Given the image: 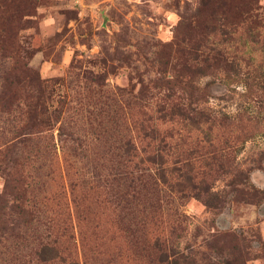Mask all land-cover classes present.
<instances>
[{
  "label": "rangeland",
  "instance_id": "374dc122",
  "mask_svg": "<svg viewBox=\"0 0 264 264\" xmlns=\"http://www.w3.org/2000/svg\"><path fill=\"white\" fill-rule=\"evenodd\" d=\"M204 1L32 0L31 14L17 24L14 58L0 63V90L16 92L21 108L9 116L0 104V264H64L36 256L42 241L53 243L61 257L66 248L80 262L84 255L86 264H146L143 236L136 232L137 239L131 238L123 210L110 199L117 189L111 174L115 146L124 138L141 139L143 118L180 141L177 148L193 145L204 156L211 147V136L182 135L181 141L184 122L156 117L163 94L168 102L229 115L211 128L221 156L229 148L228 157L195 166L211 176V195L206 202L191 195L179 202L178 250L189 264H264V45L244 41L245 22L228 26L235 30L231 36L220 33L213 10L222 0ZM255 1V11L264 16V0ZM197 42L227 49L239 60L238 72L195 70L183 52ZM38 96L41 109L55 110L51 123L27 127L24 111L36 110ZM23 137L28 139L17 142ZM40 147L45 156L36 152ZM73 179L91 185L80 182L77 188L87 199L83 219L68 192ZM62 187L65 203L58 204L51 198ZM61 205L73 239L58 227ZM141 209H133L134 226L143 222L147 231L154 219Z\"/></svg>",
  "mask_w": 264,
  "mask_h": 264
},
{
  "label": "trees",
  "instance_id": "16d2710c",
  "mask_svg": "<svg viewBox=\"0 0 264 264\" xmlns=\"http://www.w3.org/2000/svg\"><path fill=\"white\" fill-rule=\"evenodd\" d=\"M255 2V0H222V5L216 4V9L213 10V20H216L215 24L220 33L231 36L235 30L228 26L245 22L246 24L243 27L246 32L244 41L259 42L258 45H264V38H261L262 31H264V27H261L264 23V16L255 11ZM200 3L204 5L205 1L200 0ZM31 6L32 0H0V63L3 59L10 60L14 58L17 50L15 42L17 24L19 21L27 20L25 18H28L27 16L31 14ZM227 52V49L217 45V43L205 44L197 42L190 48H186L183 56L185 59L190 58V60L194 61L193 68L195 70L199 69L200 66H211L238 72L240 68L239 60L233 54L229 55ZM0 78L2 82L5 80L1 74ZM39 83L43 82L38 81L37 84L39 85ZM116 88L117 91L121 90L120 87ZM5 93L7 94L4 97ZM162 96L161 102H156L154 109V112L157 114L156 117H164L169 120L178 119L184 122V132L186 134H179L178 138L181 141L182 135L196 139H198L199 134L202 138L203 136L206 138L207 136H211L206 139L211 146L208 153L204 156L199 155L200 153H197L196 146L193 145L177 148V144L180 141H177L175 138L173 139L171 135L165 137L164 133H159V128L156 125H151L150 123L144 124L142 118L138 122L141 130V139L134 141V139L129 137L124 138L115 146L116 158L114 159L115 164L111 174L114 182H116L117 189L114 193L115 200L111 194L110 199L123 210L122 217L120 218H125L124 223L126 224L124 225V230L128 231L131 238L135 241L139 234L143 236V243L139 241L141 243L140 246L142 249H148L149 253L147 255H150L147 258L146 264H189L188 255L178 250L177 242H175V237H177L175 233L181 228L183 217V209H180L179 202L187 195L200 198L203 202H206L211 195L209 187L211 180L208 179L211 176L208 175L207 171L198 169L195 166L198 160L202 165L210 166L217 164L223 156L224 158L228 157L229 148L227 154L221 156L222 152L218 145L219 140L212 134L211 128L215 123L226 122L229 115L226 113H212L205 107L198 105H191L189 103L180 104L173 99L168 102V95L163 94ZM17 97L18 95L14 91L10 93L0 90L2 110L7 114L12 111L18 113L21 108L18 109L19 102ZM41 105L43 103H40L38 96L35 98L34 107L36 110L32 111L30 108L24 111L28 120L26 119L23 125L27 127L36 126L35 124L50 125L49 116L55 110L48 112L46 108L41 109ZM97 112L99 113L100 111ZM40 113L45 115V118H36L37 114ZM148 116L146 113L144 120H148ZM13 118L12 115L11 120ZM57 128L59 140H62L60 137L62 133L61 121L58 123ZM28 132L34 133L37 130L30 129ZM27 139V137H23L17 140V142L23 143ZM35 150L36 152L39 151V153L43 150L44 156L47 153L44 147ZM80 182H85V185L88 183L85 179H81ZM80 182L74 179L69 180L67 188L70 193V199L76 207L77 218L83 219L87 212V206L84 204L87 199L85 191L77 189ZM88 187H91V185ZM51 199L58 204L61 201L65 203L63 187L58 189V194ZM169 203L174 204L171 207L173 210L170 214L165 210ZM140 207L142 208L140 212L142 210L144 212L143 215L149 214L154 219L147 231L141 230L144 226L143 222L139 226H134L138 213L133 212V209L138 211ZM61 208L62 205L58 216H61ZM163 211L167 216L166 218L162 215ZM60 220L61 224L58 227L67 228L69 231L68 238L73 239L71 226L69 223H65L63 215L60 217ZM147 233L150 235L148 236ZM37 237V241H39V234ZM139 239L141 240V237ZM82 240L83 235L81 232V244L83 243ZM34 252L43 262H52L55 259H59L64 264H86L84 255L80 262L74 253L66 248V255L61 257L58 248L53 243L48 244L46 241H42L37 251L35 250Z\"/></svg>",
  "mask_w": 264,
  "mask_h": 264
}]
</instances>
